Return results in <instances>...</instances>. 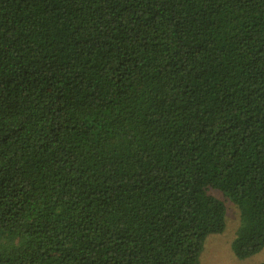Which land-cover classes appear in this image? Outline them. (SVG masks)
<instances>
[{"label":"trees","instance_id":"obj_1","mask_svg":"<svg viewBox=\"0 0 264 264\" xmlns=\"http://www.w3.org/2000/svg\"><path fill=\"white\" fill-rule=\"evenodd\" d=\"M213 191L264 248V0H0V264H198Z\"/></svg>","mask_w":264,"mask_h":264},{"label":"rangeland","instance_id":"obj_2","mask_svg":"<svg viewBox=\"0 0 264 264\" xmlns=\"http://www.w3.org/2000/svg\"><path fill=\"white\" fill-rule=\"evenodd\" d=\"M213 193L224 200L226 206L225 230L210 234L204 243L198 264H257L264 261V248L245 258H237L231 248V241L238 224V210L228 199L218 191Z\"/></svg>","mask_w":264,"mask_h":264}]
</instances>
